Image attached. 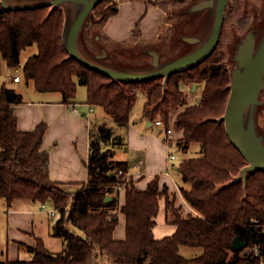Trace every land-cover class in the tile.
<instances>
[{
  "label": "trees",
  "instance_id": "1",
  "mask_svg": "<svg viewBox=\"0 0 264 264\" xmlns=\"http://www.w3.org/2000/svg\"><path fill=\"white\" fill-rule=\"evenodd\" d=\"M184 1L154 0L164 12ZM117 9L116 0H100L92 8L98 16L100 31L93 37L107 40L101 30ZM64 20V12L58 6L1 7L0 63L3 60L8 67H17L21 50L35 44L36 52L21 67L26 81L31 80L38 91H59L66 103L74 102L77 82L83 83L85 102L101 105L119 124L128 122L138 91L145 95L142 114L150 121L161 119L165 129L170 127L171 111L182 106L173 117L172 128L181 131L176 144L186 150L191 143H198L199 155L181 159L177 171L181 180L190 184L189 188L180 187V191L196 212L182 216L174 207V200L169 199L167 187L159 188L157 177L145 189H139L131 175L126 178L127 162L115 159L111 148H102L110 139V129L104 127L90 143L88 180L76 183L74 188L51 180L48 152L41 149L46 124L40 122L32 130L18 129L12 104L20 102L22 95L2 84L0 197L8 206L15 198L49 203L57 215L51 235L63 238L64 247L51 252L37 238L34 246H25L30 258L5 259L0 264H95L102 256L114 264L264 261V172H248L245 182L234 179L246 160L230 142L224 122L218 119L225 110L231 80L219 41L205 58L171 72L165 82L163 76L139 81L117 80L87 68L69 55L63 39ZM182 84L202 85L197 103L187 104ZM119 182L124 189V202L120 206ZM107 194L111 198L105 201ZM162 195L166 210H171L173 215L167 221L175 229L156 238L153 227ZM117 206L125 216L122 240L113 238L118 218L110 210ZM234 235L245 241L244 248L249 249L245 254H240L243 248L232 249ZM180 246L197 247L201 251L184 257L179 252Z\"/></svg>",
  "mask_w": 264,
  "mask_h": 264
},
{
  "label": "crops",
  "instance_id": "2",
  "mask_svg": "<svg viewBox=\"0 0 264 264\" xmlns=\"http://www.w3.org/2000/svg\"><path fill=\"white\" fill-rule=\"evenodd\" d=\"M119 2L120 5L117 6V12L105 22L101 35L110 41H125V39L132 37L133 34H130L131 26L138 19L144 25L145 37L148 38L155 35L150 34L151 22L153 24L154 21L150 15L152 14V17H155L156 20L158 18L157 21L161 24L164 20V11L155 4L154 0H144V3L139 0H119ZM15 75L17 74H11L9 78L13 80ZM20 80L19 76V80L13 81L19 82ZM2 84L19 92L4 81ZM19 93L22 95L21 92ZM85 99L86 93L85 98L80 103L76 99H74L73 103L63 102L61 94L55 97L47 96L43 99L27 100L22 95L20 102L12 104L18 129L32 130L40 122L46 124L41 149L48 152L49 178L62 183L63 186L68 188H74L76 183L86 182L88 180L87 160L90 143L92 138L99 137V131L104 127L110 129V139L107 144L113 151L114 158L127 162L128 171L139 189H145L148 183L157 177L159 188H162L163 185L167 187L170 200L173 199L178 206L186 203L182 194L179 192L177 196L176 193L180 174L176 180L172 173V170L179 173L177 164L181 159H178L177 154L173 151L172 142L167 143L164 139V125L158 123V119L153 121L147 119L142 114V106L139 109H135L136 105L130 113L128 122L119 124L112 115L109 116L110 114L101 105L86 103ZM74 107L77 108V111L73 110ZM102 148H106V145H102ZM170 154L174 155L173 159L169 157ZM123 202L124 189L119 193L118 206L122 205ZM40 206L41 204L37 202H31L23 198L13 199L8 206L5 199L0 197V225L4 226L8 232V239L14 238L11 232L16 233L20 231L19 227L24 226V224L19 222L22 214H26L29 217V220H26L27 223L25 222V225H27L25 228L29 229L27 231L30 239H25V241L12 239L13 241L10 244L14 245L17 250L21 247L20 245H23V248L27 245L34 246L37 238L41 239V236L34 232L33 226L35 219L37 220L38 218V216L36 217L38 212H35V209ZM118 206L110 210L116 212L118 218L113 231V238L122 240L125 238V216L119 211ZM187 207L189 208H185V210L186 213H189L192 208L188 204ZM157 216L160 219V226L158 227L159 233L156 235ZM157 216L153 227V233L156 238L165 236H162V234L167 227L172 226L170 229L174 231L175 225L167 221V210L163 195L159 198ZM167 223L169 226L166 225ZM70 227L77 231L76 228ZM8 247V243H6V251L0 248L1 254H7Z\"/></svg>",
  "mask_w": 264,
  "mask_h": 264
},
{
  "label": "rangeland",
  "instance_id": "3",
  "mask_svg": "<svg viewBox=\"0 0 264 264\" xmlns=\"http://www.w3.org/2000/svg\"><path fill=\"white\" fill-rule=\"evenodd\" d=\"M48 0H5L9 7L37 4ZM144 3V0H139ZM149 1V0H148ZM201 0H186L182 3L176 4L168 8L164 12V20L161 24L158 23V18L151 16L154 19L153 24L151 22L150 34H155L151 37L144 36L143 24L140 20H136L131 26L130 34H133L131 38L125 39V41H104L100 37H93V34H100L97 24L98 16L92 12H89V16L85 20V28L80 30L77 36V48L79 52L87 57L89 60L98 64L107 66L112 69L131 71V72H143L152 69V54L151 52L158 53L159 62L165 63L172 59L183 55L191 50H194L201 43H203L210 34L214 19V7L207 6L204 8H195L194 6ZM117 6L120 5L119 0H116ZM65 15L64 26L68 28L74 21L80 5L73 1H62L58 5ZM3 4L0 0V8ZM226 14L221 26V34L218 39L219 49L223 53L224 63L229 69L230 73L237 63L234 59L235 52L237 50V44L240 40L244 39L245 35L251 31H254L256 38L264 34V0H228L225 6ZM144 12V11H143ZM81 34V35H80ZM103 34V33H102ZM259 34V36H258ZM258 36V37H257ZM256 39V40H257ZM36 52V45L28 46L21 50L19 56V64L17 67H8L2 60L0 63V86L3 81L7 85H11L16 90L22 93L24 99H43L48 97L59 96L60 92H44L38 91L34 88L31 80L26 81L24 79L21 67L22 63L32 52ZM11 74H17L21 80L14 82L9 76ZM182 89L185 92V99L187 104H194L199 101L202 85L198 84L191 88L190 84H182ZM10 87V86H9ZM86 87L83 83L77 82V91L75 99L80 101L85 98ZM143 97V98H142ZM259 103L256 104L253 109L254 126L256 132L263 137L264 143V88L260 90L258 95ZM145 101V95L138 91L135 109H139ZM182 108L179 106L171 111L172 118L169 120L170 127H173V117ZM246 115V111H245ZM111 116V115H109ZM159 118H156V120ZM174 134L170 138V142L173 144V151L177 154L178 159L187 157H193L199 155V144L191 143L186 150L177 146V139L181 135V131L174 130ZM106 145V144H102ZM198 146V147H197ZM109 144L106 145V148ZM175 179L179 178V173L172 170ZM178 188L176 189L177 196L180 191V187L189 188L190 184L183 182L180 179L177 182ZM176 193H174L176 195ZM184 198V197H183ZM173 200V199H171ZM185 200V199H184ZM175 203V202H174ZM187 203V202H186ZM174 205L179 209L182 216H186L187 204ZM184 206V207H183ZM54 210L53 207L46 203L44 206H40L35 209L37 220L34 221V232L41 236L43 244L51 252H58L64 247V240L60 237L51 235V225L56 219V216H49L48 211ZM190 210V209H189ZM193 210V211H192ZM190 212L195 214V210L192 208ZM49 216V217H48ZM159 216V215H158ZM156 217L157 225L155 234L159 233L158 227L160 222ZM21 224L24 226L19 227L20 231L11 232L12 237L7 238L8 232L4 226L0 225V248L6 251V243H8L7 254H1L0 260H16V259H28L31 257V253L23 248V245L17 250L12 243V239L23 240L30 239L25 225L29 220L26 214L21 216ZM167 217L171 220L173 215L171 210L167 211ZM35 218V217H34ZM26 222V223H25ZM166 225L169 226L167 223ZM172 227V226H170ZM170 227H167L163 235L172 233ZM29 230V229H28ZM26 231V232H25ZM78 233L81 231L77 230ZM8 239V241H7ZM1 250V251H2ZM249 249L243 248L240 252L241 255L245 254ZM201 248L180 246L179 252L184 257H192L199 254ZM231 252H229V256ZM95 264H114L111 263L106 257H98Z\"/></svg>",
  "mask_w": 264,
  "mask_h": 264
},
{
  "label": "water",
  "instance_id": "4",
  "mask_svg": "<svg viewBox=\"0 0 264 264\" xmlns=\"http://www.w3.org/2000/svg\"><path fill=\"white\" fill-rule=\"evenodd\" d=\"M62 1L65 0H48L37 4L9 7L5 0H1L3 8L13 9L43 5L57 6ZM66 1H73L80 5L72 24L68 28L64 26L63 29L65 47L71 57L87 68L113 79L139 81L163 76L165 82L168 74L194 64L205 58L214 49L220 36L224 10L228 0H201L198 2L194 6L195 8L214 7L213 25L207 39L194 50L165 63L159 62L158 53L151 52L153 68L143 72L112 69L83 56L77 48V36L89 12L100 0ZM234 59L237 61V66L231 71L226 107L218 119L224 122L225 131L230 142L246 160V164L241 167L238 175L234 178L235 180L241 179L245 182L248 172L256 170L264 172L263 137L256 132L253 117V109L259 103V92L264 88V34L256 49L253 50V33H248L245 39L239 43ZM84 79V76H81V80L84 81ZM104 200H110V195L107 194ZM244 246L245 241L241 240L239 235H234L232 249L238 250L244 248Z\"/></svg>",
  "mask_w": 264,
  "mask_h": 264
},
{
  "label": "built area",
  "instance_id": "5",
  "mask_svg": "<svg viewBox=\"0 0 264 264\" xmlns=\"http://www.w3.org/2000/svg\"><path fill=\"white\" fill-rule=\"evenodd\" d=\"M13 80H15V81L19 80V76H18V75H15V76L13 77ZM73 110H74V111H77V108L74 107ZM158 123H160V124L163 125V122H162L161 119H158ZM173 134H174V131H173V128H172V127H169V128H167V129L164 130V139L166 140L167 143L170 142V138H171V136H172ZM169 157H170L171 159H173V158H174V155H173V154H170ZM121 173H122V172H121V170H120V171H119V174H121ZM129 175H130L129 171L125 172V176H126V178H127V176H129ZM117 187H118L119 189H122V188H123V184H121V183L119 182V183L117 184ZM41 206H44V204H41ZM192 211H193V210H192ZM48 214L51 215V216H55V215H56V211H55V210H50V211H48ZM257 264H264V261H260V262L257 263Z\"/></svg>",
  "mask_w": 264,
  "mask_h": 264
},
{
  "label": "flooded vegetation",
  "instance_id": "6",
  "mask_svg": "<svg viewBox=\"0 0 264 264\" xmlns=\"http://www.w3.org/2000/svg\"><path fill=\"white\" fill-rule=\"evenodd\" d=\"M250 33V32H249ZM251 33H253V50H255L256 49V47L258 46V44H259V42H260V40H261V38H262V36H263V34L260 36V37H258L259 36V34H258V39L256 38V34H254V31H251ZM220 34H221V31H220ZM247 35V34H246ZM246 35H245V37H246ZM220 37V36H219ZM245 37H244V39H245ZM244 39H242V40H240L239 42H238V44H237V50H238V45H239V43L241 42V41H243ZM257 39V40H256ZM236 50V51H237ZM235 54H236V52H235ZM152 61V60H151ZM236 61V60H235ZM236 63H237V61H236ZM231 74V73H230ZM196 85H198V84H195L194 86H196ZM192 86L193 85H191V88H192Z\"/></svg>",
  "mask_w": 264,
  "mask_h": 264
}]
</instances>
